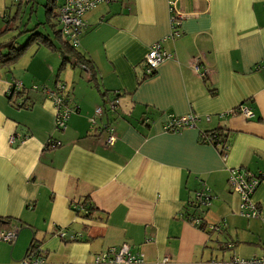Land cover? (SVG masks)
I'll return each instance as SVG.
<instances>
[{
  "label": "crops",
  "instance_id": "crops-1",
  "mask_svg": "<svg viewBox=\"0 0 264 264\" xmlns=\"http://www.w3.org/2000/svg\"><path fill=\"white\" fill-rule=\"evenodd\" d=\"M168 1L109 0L85 15L78 48L97 74L90 81L82 67H72L58 77L78 106L65 131L55 127L52 101L31 89L56 88L60 53L33 44L11 76L1 75L0 219L9 221L1 229H18V236L14 244L0 240V264H17L32 242L44 256L38 264H94L123 242L145 264L264 256V180L254 194L261 209L255 219L240 214V197L228 183L232 168L264 178V0H175L183 16L175 39ZM13 2L0 0V29ZM163 39L171 57L147 75L145 57ZM13 81L25 89L12 103ZM116 93L123 96L111 111L106 101ZM243 103L253 118L226 114ZM100 106L106 111L93 127ZM190 113L199 116L196 127L165 131L171 116ZM108 124L117 135L112 146L100 129ZM217 129L228 134L225 156L200 141L203 131ZM50 139L59 147L46 149ZM204 189L209 205L193 207ZM193 216L203 229L187 219Z\"/></svg>",
  "mask_w": 264,
  "mask_h": 264
},
{
  "label": "built area",
  "instance_id": "built-area-1",
  "mask_svg": "<svg viewBox=\"0 0 264 264\" xmlns=\"http://www.w3.org/2000/svg\"><path fill=\"white\" fill-rule=\"evenodd\" d=\"M103 2H109V0H65L64 4L59 10L58 22L63 35L69 39L74 46H78L80 43V37L85 28V15L98 7V5ZM175 0H169V11L171 15V33L169 38H177L181 35L179 31V23L183 16L180 11L175 7ZM162 41L154 43L149 52L145 57V70L146 74L154 73L157 67L167 58L171 57L162 47ZM193 70L198 73L200 70V64L195 62L192 64ZM201 75L205 76V73ZM24 86L21 82H16L13 87H11L9 94L14 89V93L23 90ZM37 85L33 86V89H38ZM45 95L52 101L55 109V119L54 124L57 130L65 131L68 125L69 118L73 112L78 110V106L72 105V100L69 94L66 92V86L64 84H59L55 89H49L46 87ZM120 106V98L113 99L109 102L108 108L111 111H116ZM106 108L103 106L97 107L94 113V117L91 119L92 126L96 125L98 117L103 116ZM242 114L246 118H253L254 113L252 109L246 104H241L238 107L228 111L226 114ZM199 116L194 113L188 115L176 117L171 116L164 126L167 132H180L186 128L196 127ZM206 120L209 121L210 117L207 116ZM100 129L106 132V144L112 146L116 140L117 135L115 129L111 125H103ZM26 138V137H25ZM24 138V139H25ZM16 142V135L11 136L9 143L13 144ZM55 143L60 144V141H55L50 139L48 145ZM227 147L224 149V156ZM262 179L259 175L252 173L249 170L243 168H232L229 172L228 183L232 189L240 197V214L247 219H255L261 217V209L257 202L254 200V194L257 191ZM211 200L210 191L204 189L197 191L195 193L194 200L192 202L193 207H206L209 205ZM189 221L197 228H200L204 223L203 220L198 216L188 217ZM215 227L212 226L211 229ZM65 233L60 232V236L63 237ZM18 236V229L10 228L7 231H0V240L7 242L9 244H14ZM78 236L74 235L73 239H77ZM227 247H232L228 244ZM40 248V252H41ZM43 254V253H41ZM44 261L43 257H35L32 254L30 257H24L17 264H38ZM170 260L164 258L157 264H168ZM94 264H145V259L142 255H133L130 252V244L128 242H123L117 247H111L94 258ZM210 264H264V256L253 257V258H242L233 256L229 259H213Z\"/></svg>",
  "mask_w": 264,
  "mask_h": 264
},
{
  "label": "trees",
  "instance_id": "trees-1",
  "mask_svg": "<svg viewBox=\"0 0 264 264\" xmlns=\"http://www.w3.org/2000/svg\"><path fill=\"white\" fill-rule=\"evenodd\" d=\"M13 1V4L6 9L2 18L3 28L1 27L0 29V41L3 34L8 31H10V33L18 31V33L7 40H2V42H0V77L3 74H8L11 76L13 66H15L17 61L26 53L27 49L31 45L36 44L37 46H46L47 48H50L55 52H59L61 55V65L55 75L57 79L55 82V87H57L59 84H63L59 83L60 81L58 80V77L63 72L65 67L69 64L79 65L85 71H87L91 76L90 81L96 79L97 69L95 65L78 48L79 45L74 46L73 43L63 35L60 29L58 16L59 10L64 3L60 5L58 0H44L45 2L41 1L42 4L40 3V0ZM39 11L42 12L43 21H39L31 29H27L26 26L30 21L31 16L33 14L37 15ZM26 14L28 15V18L26 19V22L23 23V19L25 18ZM40 27L46 29L47 32L43 34L38 31ZM48 27L50 30H48ZM26 33L30 34L29 38L27 39V42L24 45H21L19 43V39L23 34ZM152 74L153 73L147 75ZM10 79L12 80L13 78L10 77ZM16 82L17 81H13L12 87L15 85ZM37 86L39 88L34 90L32 87V91H40L45 94V89L47 86L42 84ZM24 89L25 87L23 88V90ZM23 90L18 91V93L20 94L24 92ZM121 96H123L122 93H116L114 95V98H112L111 100L108 99L106 101L107 105L113 99L121 98ZM8 97L9 100L13 103L14 98L17 97L16 95H14V89H12V92L8 95ZM18 106L24 107L23 104H20ZM227 140L228 134L222 129H217L213 131H203L200 136V141L202 143L211 144L215 146L221 154H224V149L228 146ZM59 145H56L55 143L50 145L46 144L45 148L54 149L58 148ZM259 177L262 179V181L264 180L261 175H259ZM87 204L88 208L85 211L84 217H90L91 212L94 210L90 203ZM8 222V220L0 219V231H7L10 229H1V226H4L5 223L8 224ZM204 227L205 226L202 224L200 229H203ZM78 239L79 237L77 238V240ZM41 253L42 251L40 252V246L32 242L27 250L26 257H30L32 254H34L35 257L40 256L44 258L43 254Z\"/></svg>",
  "mask_w": 264,
  "mask_h": 264
},
{
  "label": "rangeland",
  "instance_id": "rangeland-1",
  "mask_svg": "<svg viewBox=\"0 0 264 264\" xmlns=\"http://www.w3.org/2000/svg\"><path fill=\"white\" fill-rule=\"evenodd\" d=\"M41 1H43V2H45L44 0H40V3H41ZM62 0H58V2H61ZM42 4V3H41ZM101 5V3L98 5V7ZM38 15V18L39 19H43V16H42V12L41 11H39V13L37 14ZM36 14H33L32 16H31V18H30V21L28 22V24H27V29H31V28H33L36 24V16H37ZM28 18V15L26 14V16H25V18L23 19V23H25L26 22V19ZM2 24V23H1ZM3 28V27H2ZM48 30H50L49 29V27H48ZM38 31H40L41 33H46L47 32V30L46 29H44L43 27H40L39 28V30ZM18 32V31H17ZM13 35V32L12 33H10V31H8V32H6V33H4L3 34V36L1 37V41L0 42H2V40H7V39H9V38H11V36ZM14 35H15V33H14ZM29 33H26V34H23L21 37H20V39H19V43L21 44V45H24L26 42H27V39L29 38ZM35 48H37L36 47V45H32L31 46V49H30V52H32V50L33 49H35ZM55 55H56V57H58L59 56V52H55ZM62 61V60H61ZM69 67H71V68H67V70H64L62 73H61V75H60V77L59 78H63L65 75H66V73H68V72H71L72 70V67H80L79 65H76V64H69ZM66 92L69 94V96H70V98H71V100H72V90H71V86L69 85V88L68 87H66ZM96 128H99V127H96Z\"/></svg>",
  "mask_w": 264,
  "mask_h": 264
}]
</instances>
